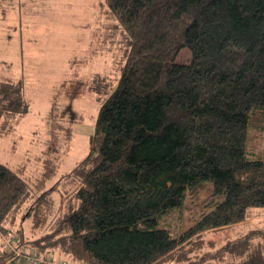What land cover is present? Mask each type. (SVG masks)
Listing matches in <instances>:
<instances>
[{
    "label": "trees",
    "instance_id": "16d2710c",
    "mask_svg": "<svg viewBox=\"0 0 264 264\" xmlns=\"http://www.w3.org/2000/svg\"><path fill=\"white\" fill-rule=\"evenodd\" d=\"M104 2L105 15L123 29L124 58L114 85L107 75L94 76L104 84L93 87L101 101L88 150L67 174L79 183L76 205L29 246L44 257L58 249L83 264L183 261L184 246L203 231L264 207V158L247 152L251 121L264 123V0ZM182 48L190 51L188 63L177 62ZM89 83L69 79L64 94L77 98ZM10 88L4 86L1 106L25 112L22 83ZM44 164L30 212L34 228L52 204L45 183L56 167L49 159ZM22 172L0 162V228L32 195ZM203 183L212 196L207 210L171 235L160 217ZM248 242L229 248L230 264H264L261 243ZM10 255L1 251L0 264H23Z\"/></svg>",
    "mask_w": 264,
    "mask_h": 264
},
{
    "label": "rangeland",
    "instance_id": "374dc122",
    "mask_svg": "<svg viewBox=\"0 0 264 264\" xmlns=\"http://www.w3.org/2000/svg\"><path fill=\"white\" fill-rule=\"evenodd\" d=\"M0 4V29L4 28L0 37V97L4 86L11 90L12 82H21L27 104L23 113H12L0 104V162L20 167L32 190L26 202L11 210L2 222V227L12 232L3 247L11 253L9 261L15 258L23 264H35L37 259L38 264H68L45 259L26 246L32 238L50 231L55 219L77 203L74 194L79 183L67 174L88 150L101 101L93 87L104 84L95 74L107 75L109 86L115 84L124 58L123 29L116 19L105 15L104 0H14L12 6ZM189 60L190 51L180 49L177 62ZM72 78L90 83L79 97L69 99L62 85ZM247 152L251 158H264L261 121L252 120L249 125ZM46 159L56 167L45 183V189H51L52 204L43 212H48L46 222L34 228L30 212L39 192L35 182L44 172ZM211 201L208 184L192 187L180 207L160 217V225L177 236L207 210ZM45 207L39 206L38 213ZM200 237L184 246L183 261L166 258L156 264H230L235 253L229 248L244 239L249 246L261 243L264 255V207H250L243 221L203 231Z\"/></svg>",
    "mask_w": 264,
    "mask_h": 264
},
{
    "label": "crops",
    "instance_id": "0c3cea01",
    "mask_svg": "<svg viewBox=\"0 0 264 264\" xmlns=\"http://www.w3.org/2000/svg\"><path fill=\"white\" fill-rule=\"evenodd\" d=\"M4 2L5 5L4 6H7V4H9L10 6H12L14 4V0H0V3ZM0 9H1V12H2V6L0 4ZM1 34H0V37H2V33L4 31V28H1ZM4 47H7V45L5 44ZM7 48H4V50H6ZM102 75V74H101ZM16 168V167H15ZM52 195V193H51ZM6 228V227H5ZM5 235H4V234ZM12 232H9L7 230H5L3 227L0 228V245L2 246V249L0 250V252H4V253H7L9 252L6 248L7 247H3L5 245V240H6V236L8 237L9 235H11ZM8 234V235H7ZM22 234V233H21ZM20 234V235H21ZM33 240V238L31 239ZM26 247H29V245H27ZM46 257H44L45 259L47 258H56L58 260H63V261H67L68 264H79L77 263L75 260H72V256L70 257V255L68 256V254H65V253H62L61 251H59L58 249H53L51 251H48L47 254H45ZM16 260V259H15ZM57 260V261H58Z\"/></svg>",
    "mask_w": 264,
    "mask_h": 264
},
{
    "label": "built area",
    "instance_id": "2783aa9c",
    "mask_svg": "<svg viewBox=\"0 0 264 264\" xmlns=\"http://www.w3.org/2000/svg\"><path fill=\"white\" fill-rule=\"evenodd\" d=\"M33 262H35V264H38L40 261L37 262V259H35ZM32 264V263H29Z\"/></svg>",
    "mask_w": 264,
    "mask_h": 264
}]
</instances>
